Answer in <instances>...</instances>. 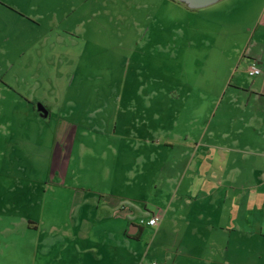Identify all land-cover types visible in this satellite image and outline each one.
<instances>
[{
  "label": "rangeland",
  "instance_id": "1",
  "mask_svg": "<svg viewBox=\"0 0 264 264\" xmlns=\"http://www.w3.org/2000/svg\"><path fill=\"white\" fill-rule=\"evenodd\" d=\"M246 1L192 8L180 0H60L53 27L45 19L5 39L0 264L35 263L38 238L50 236L61 237L78 263L85 244L106 237L109 226L130 231L127 219L99 220L86 202L98 193H115L125 217L134 210L147 219L167 203L168 177L179 186L186 151L214 139L218 126L217 137L229 131L224 109L238 91L233 80L243 79L238 72L233 78L234 69L262 0ZM37 101L49 109L46 117ZM259 133L238 132L235 150H217H234L239 172L264 170ZM262 182L238 178L237 187L259 190ZM252 209L249 231L263 238L264 199ZM27 219L42 221L39 232L10 224ZM143 228L137 234L147 244L153 232ZM40 246L61 251L50 242Z\"/></svg>",
  "mask_w": 264,
  "mask_h": 264
},
{
  "label": "crops",
  "instance_id": "2",
  "mask_svg": "<svg viewBox=\"0 0 264 264\" xmlns=\"http://www.w3.org/2000/svg\"><path fill=\"white\" fill-rule=\"evenodd\" d=\"M59 5L60 0H0V53L3 57L7 52L5 39H11L14 33L19 35L24 29H38L45 19L49 27H53ZM259 8L258 22L240 52L233 73V78L238 72L243 74V79H230L238 91L228 95L229 107L224 109L230 113L229 131L217 137L221 129L218 126L214 139L195 141L190 151H186L187 159L181 169L179 186H175L173 177L169 176V190L166 186L164 188L167 203L156 205L152 210L160 216L157 224L141 223L142 213L134 210L125 217L121 210L125 206L115 193H98L86 198L89 199L86 202L99 213V220L127 219L131 222L130 231H126L122 224L117 232L109 226L104 232L106 237H95L85 244L87 247L81 252L78 263L71 261L77 257L76 253L63 251L67 244L61 245V237H39L36 262L32 257L28 264H139L141 260H156L158 264H264L263 260L258 261L252 256L257 253V258H263L264 234L261 238L249 231L255 226L249 219L254 201L259 204L264 199V170L250 167L245 172H239L235 145H231L238 141V132L247 130L260 131L259 139L264 147V0ZM259 27H262L261 31ZM1 61L7 65L3 58ZM252 61L260 66V74H248L247 66ZM246 74L250 78L249 83L244 79ZM35 109L38 112L36 103ZM234 111L239 112L238 116L231 113ZM232 123L237 128L236 133L231 131ZM232 133L233 138L227 141ZM227 147L234 150L223 151ZM218 148L223 150L219 152ZM261 156L264 159V151ZM185 178L186 184L182 187ZM238 178H260L263 186L259 190L252 189V186L247 190H238ZM41 222L27 219L26 222L14 220L10 224L26 229L31 227L39 232ZM247 224L250 229H247ZM144 226H149L153 232L147 244L137 234ZM43 242H50L51 246L60 247L61 251L55 249L49 253V248L40 246Z\"/></svg>",
  "mask_w": 264,
  "mask_h": 264
},
{
  "label": "built area",
  "instance_id": "3",
  "mask_svg": "<svg viewBox=\"0 0 264 264\" xmlns=\"http://www.w3.org/2000/svg\"><path fill=\"white\" fill-rule=\"evenodd\" d=\"M249 75L254 76L260 74L261 68L256 61H252L247 66ZM160 216L157 213H152L147 219L140 218V222L148 225H156ZM139 264H158L156 260H141Z\"/></svg>",
  "mask_w": 264,
  "mask_h": 264
},
{
  "label": "water",
  "instance_id": "4",
  "mask_svg": "<svg viewBox=\"0 0 264 264\" xmlns=\"http://www.w3.org/2000/svg\"><path fill=\"white\" fill-rule=\"evenodd\" d=\"M180 1L184 2L189 7L197 8L212 4L218 0H180ZM36 107L41 116L46 117L48 115V108L44 105V103H42L41 101H37Z\"/></svg>",
  "mask_w": 264,
  "mask_h": 264
}]
</instances>
